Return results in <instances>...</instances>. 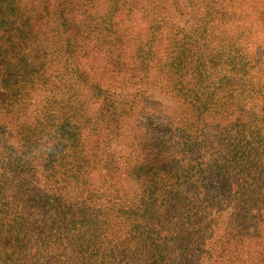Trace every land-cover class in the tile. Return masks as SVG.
<instances>
[{"label": "trees", "instance_id": "16d2710c", "mask_svg": "<svg viewBox=\"0 0 264 264\" xmlns=\"http://www.w3.org/2000/svg\"><path fill=\"white\" fill-rule=\"evenodd\" d=\"M263 207L264 0H0V264H264Z\"/></svg>", "mask_w": 264, "mask_h": 264}, {"label": "rangeland", "instance_id": "374dc122", "mask_svg": "<svg viewBox=\"0 0 264 264\" xmlns=\"http://www.w3.org/2000/svg\"><path fill=\"white\" fill-rule=\"evenodd\" d=\"M148 98L149 100L152 101H164L165 98L164 96L161 94L159 89H154L152 90L149 94H148ZM257 209H259L258 207H256ZM260 210V209H259ZM261 211L264 212V207L261 208ZM264 214V213H263Z\"/></svg>", "mask_w": 264, "mask_h": 264}]
</instances>
